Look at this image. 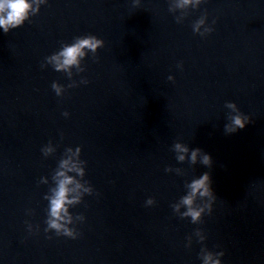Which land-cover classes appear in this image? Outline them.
<instances>
[{"label":"water","instance_id":"1","mask_svg":"<svg viewBox=\"0 0 264 264\" xmlns=\"http://www.w3.org/2000/svg\"><path fill=\"white\" fill-rule=\"evenodd\" d=\"M179 3L43 0L0 30V264H202L205 252L264 264V0ZM89 33L104 46L54 70L46 58ZM226 101L250 117L243 129L224 131ZM177 142L211 164L178 161ZM77 147L83 175L67 174L92 189L68 209L80 235L46 234L55 173ZM205 171L215 198L192 222L172 206Z\"/></svg>","mask_w":264,"mask_h":264},{"label":"clouds","instance_id":"2","mask_svg":"<svg viewBox=\"0 0 264 264\" xmlns=\"http://www.w3.org/2000/svg\"><path fill=\"white\" fill-rule=\"evenodd\" d=\"M40 2H43V0H0V30L7 33L10 29L22 26L30 13L38 11ZM197 2L198 0H180L178 6L194 5ZM203 23L202 19L197 21L193 30L198 31ZM212 30V28L205 29L207 32ZM103 46V39L91 33L84 34L76 37L73 42L64 44L57 52H54L46 59L54 70L67 72L72 67H79L81 59L85 57L87 52L95 53L97 49ZM177 66L182 67V64ZM168 79L171 80L173 77L170 75ZM82 83L86 84L87 81L83 80ZM51 88L55 95L61 96L64 86L54 81L51 84ZM225 107L231 110L228 122L224 124L226 133H233L238 129H243L250 122V117L243 113L234 101H226ZM62 115L67 117L69 113L64 111ZM173 149L177 153L176 159L178 161H183L187 155V158L193 164L197 162L198 158L200 163L205 166L210 165L212 162L210 155L202 152L200 148L190 149L188 145L177 142L173 145ZM41 151L45 155L52 152L51 143L49 142L48 145L43 146ZM79 151V147L76 148L75 152L69 148L67 150V158L60 161L58 170L55 173V187L51 189V194L47 197L48 214L45 220L46 227L43 229L46 234L52 232L55 236H64L71 239H76L80 235L77 229L70 227L72 216L68 209L71 205L79 202L81 192H78L77 189H82L84 193H90L92 189L81 185L73 176L67 174L75 172L79 176L83 175V168L74 160ZM211 183L210 175L206 171L192 178L186 184V191L179 198V202L172 206L173 210L182 217H191L192 222L198 221L205 209L209 212L211 211V202L215 198ZM204 197L208 198V203L202 207L196 206L197 199ZM144 203L146 207L152 206L155 204V200L153 197H148ZM181 206L185 208V211L180 212ZM78 219L83 221L84 217L80 216ZM25 223L27 224L28 233L32 234L33 227L31 223L28 221H25ZM36 231H39L38 227ZM222 255V252H205L202 257V264H221L220 257Z\"/></svg>","mask_w":264,"mask_h":264}]
</instances>
